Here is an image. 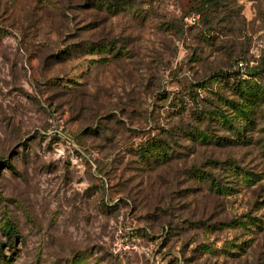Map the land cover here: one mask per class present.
Segmentation results:
<instances>
[{
	"label": "rangeland",
	"instance_id": "rangeland-1",
	"mask_svg": "<svg viewBox=\"0 0 264 264\" xmlns=\"http://www.w3.org/2000/svg\"><path fill=\"white\" fill-rule=\"evenodd\" d=\"M0 264H264V0H0Z\"/></svg>",
	"mask_w": 264,
	"mask_h": 264
},
{
	"label": "trees",
	"instance_id": "trees-1",
	"mask_svg": "<svg viewBox=\"0 0 264 264\" xmlns=\"http://www.w3.org/2000/svg\"><path fill=\"white\" fill-rule=\"evenodd\" d=\"M242 114H243V116H240L239 119H241V120L239 121V123L235 122L234 120L229 119L228 120V125L224 126L225 128L227 127L228 129L232 130V134L231 135H234V137H229L227 135H218V134L217 135H213V133L210 134L208 137L207 136H203V135H205L203 133H196V134L188 133V136H191L190 138H194V140L200 141L202 143L215 142L216 143L215 145H217V144L218 145H226L229 142H245V139L243 138V135L240 133L239 129H240V127H242V129L247 128L246 127V123H248L250 121L248 120V113L246 111H243ZM234 124H235V126H234ZM158 146L161 148L160 144H158ZM170 158H171V155H168L164 150L161 151V149H160V153L157 154L156 156H154L153 160L154 161H156V160H160V161H162V160L165 161L166 160V161H168ZM208 161L210 163H214V159H212V158H209V159L206 160V162H208ZM192 169L198 170L197 168H194V167H192ZM208 179L210 180V182H209L210 186H214L215 189H216L215 191L217 193L222 190V187H220L219 184L216 183L215 178L209 176ZM231 223H232V221H231ZM9 233L10 232L6 233L8 239L11 238Z\"/></svg>",
	"mask_w": 264,
	"mask_h": 264
}]
</instances>
